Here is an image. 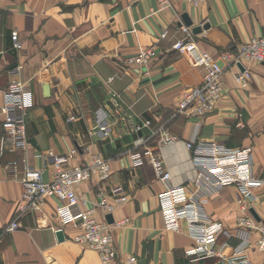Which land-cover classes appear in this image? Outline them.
<instances>
[{
  "label": "crops",
  "instance_id": "obj_1",
  "mask_svg": "<svg viewBox=\"0 0 264 264\" xmlns=\"http://www.w3.org/2000/svg\"><path fill=\"white\" fill-rule=\"evenodd\" d=\"M182 25L200 51L212 56L234 51L240 43L264 36V0H206L197 7L173 0L166 9L155 0L132 6L113 0H0V107L4 91L14 82L25 85L32 99L26 115V151L0 152V264H100L95 251L73 241L77 228L60 226L52 199L40 211L22 215L19 229L5 231L21 195L20 183L7 168L11 162L19 170H41L49 180L48 152L69 155L76 149L71 165H82L93 154L108 160L110 177L103 182L92 177L79 184L76 193L90 207L99 196L113 203L112 190L121 189L127 201L116 204L111 214L113 222L125 221L113 231L117 259L134 257L135 264H193L185 251L194 241L184 223L178 231H167L158 210V195L167 184L186 183L195 175L187 142L250 147L254 173L264 180V64L246 63L251 80L245 88L234 81L232 70H226L225 92L205 117L178 115L181 95L202 80V70L192 68L171 48L186 37ZM194 28L200 32L194 33ZM14 31L22 43L19 51L13 48ZM146 49L155 53L147 63L127 62ZM97 111L112 122L109 137L94 130ZM142 121H150L151 128L133 133L132 127ZM161 124L174 138L163 145L149 137ZM2 134L0 116V139ZM139 137L146 140L140 147L143 163L133 167L126 151ZM156 167L169 173L167 184ZM255 194L254 210L264 217V185ZM235 196L233 187H225L205 205L206 213L226 229L236 227ZM96 217L103 219L100 211ZM227 243L223 252L229 256L237 240ZM245 254L253 264H264V255L252 248Z\"/></svg>",
  "mask_w": 264,
  "mask_h": 264
},
{
  "label": "built area",
  "instance_id": "obj_2",
  "mask_svg": "<svg viewBox=\"0 0 264 264\" xmlns=\"http://www.w3.org/2000/svg\"><path fill=\"white\" fill-rule=\"evenodd\" d=\"M124 2L132 6L140 0H113ZM173 0H155L160 9H166ZM197 7L206 0H182ZM179 29L186 35L184 39L175 41L171 48L183 56L192 68L202 70L201 82L184 91L181 95L175 113L188 117L201 118L211 113L222 98L225 88L223 74L226 70L233 71L234 81L241 88L247 87L251 80V72L246 66L248 62L264 64V36L251 38L240 43L234 51H222L215 56L200 51L191 39L188 27ZM165 37L162 33L161 38ZM13 48L19 51L22 43L16 31L11 33ZM155 57L152 49L141 51L128 63L144 65ZM239 65L243 68H239ZM19 82L11 83L3 93L0 116L2 117L3 134L0 139V152L26 151V115L32 106L31 94ZM111 97L117 100V95ZM97 111L94 126L95 132L102 138L109 137L112 122L108 116ZM120 113V112H119ZM111 118L116 122L120 115ZM68 117L67 121H72ZM151 128L150 121H142L132 127L135 134ZM149 137H154L161 144H167L174 138L167 131L166 125L161 124L154 129ZM146 140L137 138L126 155L133 167L143 163L142 147ZM186 149L191 154V162L195 175L191 180L179 185L167 184L170 175L156 167L159 178L166 183L165 189L158 195V210L163 227L167 231H178L184 223L186 231L194 245L185 251V255L193 264L201 261L216 259L218 261L204 264H253L248 260L246 251L252 248L264 255V217H260L254 210L253 204L258 200L255 191L264 185V180L254 173V160L250 147L229 148L215 141L187 142ZM77 154L72 149L69 155H56L48 152V162L52 167L49 180L43 178L41 170L24 166L19 170L16 162H11L7 168L12 179L21 186V195L16 206L15 218L7 225L5 231L12 232L21 227L20 217L29 212H38L48 200H54V211L61 227L72 226L78 229L73 241L97 253L100 264H135L134 257L117 259L114 239V229L121 227L125 221L106 222L105 217L111 215L116 204L127 201L119 187L112 190V201L98 197L96 203L90 207L85 200L79 198L76 187L84 181L94 177L103 182L110 177V162L99 154L90 156V160L82 165L69 164L70 157ZM225 187L236 190V203L239 215L236 227L226 229L222 223L213 220L205 211V205L215 194ZM255 211L257 218L251 213ZM100 211L103 219H97ZM224 241L219 243L220 238ZM231 238L237 240L231 254L223 252Z\"/></svg>",
  "mask_w": 264,
  "mask_h": 264
},
{
  "label": "water",
  "instance_id": "obj_3",
  "mask_svg": "<svg viewBox=\"0 0 264 264\" xmlns=\"http://www.w3.org/2000/svg\"><path fill=\"white\" fill-rule=\"evenodd\" d=\"M182 19H183V21H184V23L187 25V26H190L191 25V22L188 20V18L184 15L183 17H182ZM206 28V27H205ZM193 32L194 33H198V32H200V28H194L193 29ZM239 68L242 70L243 68L239 65ZM44 92L46 93L47 92V90H48V86H44ZM251 213L257 218V216H256V214H255V212L253 211V210H251ZM105 219H106V221H107V223H109V224H111L113 221H112V216L111 215H107L106 217H105ZM258 219V218H257ZM57 238H58V240L60 241V240H62V232L61 231H58V233H57Z\"/></svg>",
  "mask_w": 264,
  "mask_h": 264
}]
</instances>
